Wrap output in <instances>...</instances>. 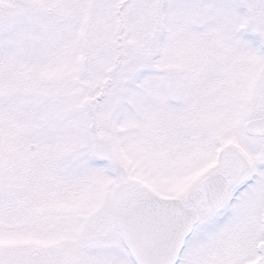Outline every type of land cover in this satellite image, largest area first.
<instances>
[{
    "label": "snow or ice",
    "instance_id": "6c2138e0",
    "mask_svg": "<svg viewBox=\"0 0 264 264\" xmlns=\"http://www.w3.org/2000/svg\"><path fill=\"white\" fill-rule=\"evenodd\" d=\"M0 264H264V0H0Z\"/></svg>",
    "mask_w": 264,
    "mask_h": 264
}]
</instances>
